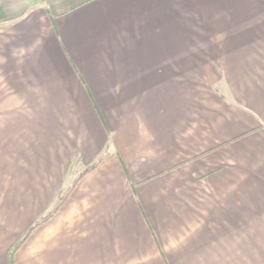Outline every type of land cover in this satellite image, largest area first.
<instances>
[{
    "label": "crops",
    "instance_id": "1",
    "mask_svg": "<svg viewBox=\"0 0 264 264\" xmlns=\"http://www.w3.org/2000/svg\"><path fill=\"white\" fill-rule=\"evenodd\" d=\"M66 194L12 264H264V0H0V264Z\"/></svg>",
    "mask_w": 264,
    "mask_h": 264
},
{
    "label": "trees",
    "instance_id": "2",
    "mask_svg": "<svg viewBox=\"0 0 264 264\" xmlns=\"http://www.w3.org/2000/svg\"><path fill=\"white\" fill-rule=\"evenodd\" d=\"M100 165V163H96L91 165L85 173H88L92 170H94L95 168H97ZM84 173V174H85ZM83 174V175H84ZM81 175V176H83ZM80 176V178H81ZM67 194L62 196L61 198L58 199V202L56 203V205L54 206V208L52 209L51 212H49L46 216L44 217H40V219H38V221H36L34 224L30 225V227H28V229L24 232V234L17 240L14 242V244L9 248L8 250V264H12V258L13 255L15 254V252L20 248V246H22V244L28 239V237L30 236V234L32 233V231L44 224L45 222H47L49 219H51L53 217V215L58 211V209L61 207V205L63 204V202L66 200L67 198Z\"/></svg>",
    "mask_w": 264,
    "mask_h": 264
}]
</instances>
